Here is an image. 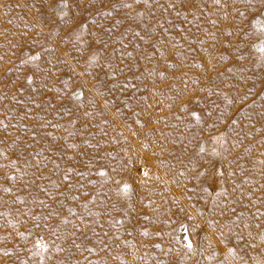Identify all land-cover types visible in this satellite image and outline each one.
<instances>
[{"label":"rangeland","instance_id":"1","mask_svg":"<svg viewBox=\"0 0 264 264\" xmlns=\"http://www.w3.org/2000/svg\"><path fill=\"white\" fill-rule=\"evenodd\" d=\"M0 264H264V0H0Z\"/></svg>","mask_w":264,"mask_h":264},{"label":"bare ground","instance_id":"2","mask_svg":"<svg viewBox=\"0 0 264 264\" xmlns=\"http://www.w3.org/2000/svg\"><path fill=\"white\" fill-rule=\"evenodd\" d=\"M143 158V157H142ZM175 194V193H174Z\"/></svg>","mask_w":264,"mask_h":264}]
</instances>
